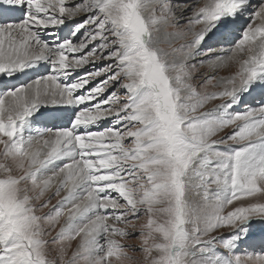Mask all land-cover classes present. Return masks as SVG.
Masks as SVG:
<instances>
[{"label":"snow or ice","instance_id":"snow-or-ice-1","mask_svg":"<svg viewBox=\"0 0 264 264\" xmlns=\"http://www.w3.org/2000/svg\"><path fill=\"white\" fill-rule=\"evenodd\" d=\"M204 66L236 70L198 91ZM132 236L145 264H264V0H0V264H125Z\"/></svg>","mask_w":264,"mask_h":264},{"label":"rangeland","instance_id":"rangeland-1","mask_svg":"<svg viewBox=\"0 0 264 264\" xmlns=\"http://www.w3.org/2000/svg\"><path fill=\"white\" fill-rule=\"evenodd\" d=\"M79 2V0H68L69 4H73V3H77ZM186 2L191 5L193 3V0H186ZM83 15L81 14L80 17H78L80 20L83 19ZM191 13H185V17L190 16ZM200 26H197V29ZM187 25H186V21L182 20L181 21V29L182 30H186ZM169 32L175 31V29H168ZM191 40V36H189L187 39H181V40H173L171 46H169L168 44H163L162 47L168 49L169 51H171L172 48H178L180 47L181 44L187 43ZM214 46V44H212ZM206 48V47H205ZM177 56L179 57V54H177ZM202 59L201 57H197V60ZM206 59V57H205ZM104 62L103 61H99L96 65V67H100ZM191 63H195V61H191ZM93 70V65L89 64L86 65L83 69H80L81 73L80 75H84L87 71ZM235 67H227V68H223L218 70L217 72H211L208 70L207 66L201 67L199 72L196 73L195 79H194V83L197 86L198 91H203L204 89H202L200 86L203 84L204 82V76L205 75H216L219 77H226L231 75L234 71H235ZM100 79H103V77L101 78H97L96 80L92 81V85L89 87H93ZM221 89L219 88H214L211 85L208 86L207 91L211 92V91H219ZM107 94V93H106ZM123 98V96H122ZM251 100V101H250ZM224 101L222 100H214L209 102L208 104H206L203 108L199 109L197 111V113H195L194 115H200L202 113L205 112H209L212 109L216 108L219 104L223 103ZM257 101H253L252 98H249L247 100V102L245 104H241L240 106H237L234 110L235 111H243L245 107L248 106H254L255 103ZM103 126V125H102ZM101 126V127H102ZM234 126H230L228 128H225L224 130H222L221 132H219L216 136L213 137V139L215 140H221L224 137L232 134V132L234 131ZM224 147V146H221ZM51 193L46 194V196L43 199H47L48 196H50ZM65 195V193H61V197H56L54 199H52L51 204L49 205L48 208H44L41 212H39L38 214L41 216L47 215L53 208V206L57 205L58 201ZM66 219V217L61 218L60 222L58 224H56L54 227L50 228V235L46 236L45 238L49 241H52L57 234L60 231V228L63 226L64 224V220ZM142 222V221H141ZM48 227V226H46ZM228 230L227 229H221L219 232L215 233V235H227ZM81 243V237H76L74 240H72L71 242H67L65 241L62 245L60 244H56V245H50V251H51V255L53 257H56L57 255V250L60 247H64L66 249V256H65V261L69 260L72 258L73 253H75L77 251V249L79 248ZM121 243L125 246V251L127 252L128 257H130V259H128L127 261H125V264H145V257H144V253L142 251H140V247H141V240L138 236H132L130 238L121 240Z\"/></svg>","mask_w":264,"mask_h":264},{"label":"bare ground","instance_id":"bare-ground-1","mask_svg":"<svg viewBox=\"0 0 264 264\" xmlns=\"http://www.w3.org/2000/svg\"><path fill=\"white\" fill-rule=\"evenodd\" d=\"M212 44H214V41H208L204 46L207 47V46L212 45ZM202 59H205V57L202 56ZM250 101H251V100H250ZM254 102H255V101H254Z\"/></svg>","mask_w":264,"mask_h":264},{"label":"clouds","instance_id":"clouds-1","mask_svg":"<svg viewBox=\"0 0 264 264\" xmlns=\"http://www.w3.org/2000/svg\"><path fill=\"white\" fill-rule=\"evenodd\" d=\"M79 19V18H76V20Z\"/></svg>","mask_w":264,"mask_h":264}]
</instances>
